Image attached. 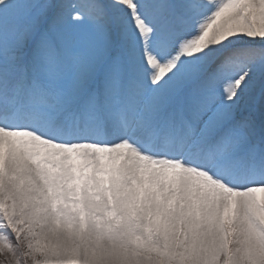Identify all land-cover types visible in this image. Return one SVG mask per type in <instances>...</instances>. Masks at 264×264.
I'll return each mask as SVG.
<instances>
[{"label": "snow or ice", "instance_id": "6c2138e0", "mask_svg": "<svg viewBox=\"0 0 264 264\" xmlns=\"http://www.w3.org/2000/svg\"><path fill=\"white\" fill-rule=\"evenodd\" d=\"M0 264H264V0H0Z\"/></svg>", "mask_w": 264, "mask_h": 264}]
</instances>
